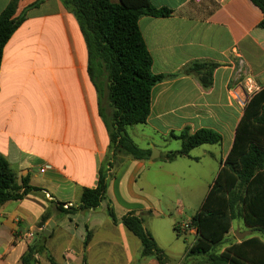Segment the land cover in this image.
I'll return each mask as SVG.
<instances>
[{"label": "crops", "instance_id": "1", "mask_svg": "<svg viewBox=\"0 0 264 264\" xmlns=\"http://www.w3.org/2000/svg\"><path fill=\"white\" fill-rule=\"evenodd\" d=\"M11 1L0 0V14ZM37 1L40 5L27 12L3 49L0 154L18 181L27 178L40 191L0 206V264H21L35 235L44 234L51 222L46 253L57 264H82L83 257L87 264H159L154 257L141 259L140 241L122 223L109 219L108 205L118 220L129 213L141 215L145 229L172 264L168 255L173 256V248L179 247L170 239H158L156 220L170 212L155 198L154 188L165 169L162 165L189 170L190 163L202 159L190 152L188 157L167 162L165 154L174 151H163L154 139L178 143L172 134L186 128L191 134L205 128L221 135L220 144L200 146L210 161L207 193L231 149L250 98L245 85L253 94L264 87L261 11L249 0H150L157 9L173 11L167 18L139 19L152 58L151 70L168 77L153 87L150 115L142 125L147 130L142 134L146 140L143 148L158 150L159 155L141 161L125 159L109 179L107 199L96 211L60 216L53 202L76 205L83 188L96 187L109 140L87 75L86 46L74 15L62 0H17L16 16ZM197 61L219 65L207 90L193 75L183 73ZM159 160L162 165L157 164ZM44 215L48 219L40 225ZM145 220L150 221V228ZM187 224L178 226L193 237L196 232ZM237 227L234 235L249 230L243 224ZM28 232L33 233L31 241L25 238ZM88 232L91 238L85 246ZM195 239L185 248L183 260ZM43 256L46 254L38 257V264H50Z\"/></svg>", "mask_w": 264, "mask_h": 264}, {"label": "trees", "instance_id": "2", "mask_svg": "<svg viewBox=\"0 0 264 264\" xmlns=\"http://www.w3.org/2000/svg\"><path fill=\"white\" fill-rule=\"evenodd\" d=\"M75 17L87 51V75L98 98L99 117L108 135V149L98 171L94 188H83L76 205L53 202L60 216L84 211H96L107 199V184L118 167L130 158L149 160L150 149L139 148L128 135L127 128L147 122L151 110V92L155 85L168 77L152 72V58L139 28L143 16L171 17L173 11L155 8L150 0H62ZM262 13L260 28H264V0H249ZM41 1L28 6L16 16L17 0H12L0 14V66L3 49L11 36L25 21L27 12ZM216 63L197 61L183 73L193 75L204 90L213 84ZM172 136L181 142L178 151L168 152L164 160L172 162L203 145L222 142L219 133L188 128ZM27 178L18 181L16 172L0 154V206L20 201L31 192ZM107 216L113 223H122L141 243V259L154 257L159 264H168V257L153 236L145 229L141 215L129 213L118 220L111 205ZM46 215L39 222L47 221ZM233 221L242 222L251 235L233 240L216 251L229 234ZM187 227L194 229L196 239L188 248L184 262L196 258L193 264H264V87L246 102L235 130L234 141L204 200ZM176 237L182 235L175 224ZM16 237V235H15ZM46 237L42 232L28 245L20 258L21 264H38V257L46 254L50 264H57L46 253ZM88 232L84 245L90 241ZM200 258V260L198 259ZM82 264H87L83 257Z\"/></svg>", "mask_w": 264, "mask_h": 264}, {"label": "rangeland", "instance_id": "3", "mask_svg": "<svg viewBox=\"0 0 264 264\" xmlns=\"http://www.w3.org/2000/svg\"><path fill=\"white\" fill-rule=\"evenodd\" d=\"M128 135L133 139L135 144L144 149L146 140L142 134L146 133L147 130L144 129L142 125H136L127 128ZM140 135V136H139ZM154 141L161 147L163 151H175L180 149V141L175 143V141L169 140L168 142H163L161 139L155 138ZM153 156H156L158 150H151ZM204 147H198L191 151V156L195 158L202 159L200 162L190 163L191 167L188 170L184 167H179L178 170L172 169L169 165H162L163 160L157 161L158 165H162L164 171L158 178V185L154 188V196L158 200H161L165 205L169 207V214L162 216L156 222L159 225V234H157L158 239L162 240L164 238L170 239L172 245H177L179 248H173V256L168 255L172 264H182L183 253L185 248H187L193 241V237L196 235L182 233L181 237L176 238L173 231V225H185L191 219L196 211L200 208L207 191V184L211 181V177L208 171V164L210 161L206 156H204ZM182 162V161H178ZM146 225L150 228V221L145 220ZM233 228L230 230L229 234L225 240L217 246L216 251L222 250L227 244L233 240H237L236 235H234L235 228L237 226L242 227L240 221H234L232 223ZM240 227H237L240 229ZM189 229V228H188ZM187 230V228H186ZM246 231V230H245ZM157 232V233H158ZM156 233V232H155ZM172 256V257H171ZM42 259L46 262L48 261L46 256ZM196 258L191 257L188 264H193ZM200 260V258H198Z\"/></svg>", "mask_w": 264, "mask_h": 264}, {"label": "water", "instance_id": "4", "mask_svg": "<svg viewBox=\"0 0 264 264\" xmlns=\"http://www.w3.org/2000/svg\"><path fill=\"white\" fill-rule=\"evenodd\" d=\"M159 154L157 153V155L156 156H158ZM156 156H153L152 155V153H151V156H150V158L151 159H154ZM53 222H51L50 224H49V226H48V228H47V230H46V232H44V235L45 236H47L48 235V231L50 230V228L51 227H53ZM251 235V231L250 230H246V231H244V232H237L236 233V238H237V240H242V239H244V238H246V237H248V236H250Z\"/></svg>", "mask_w": 264, "mask_h": 264}, {"label": "built area", "instance_id": "5", "mask_svg": "<svg viewBox=\"0 0 264 264\" xmlns=\"http://www.w3.org/2000/svg\"><path fill=\"white\" fill-rule=\"evenodd\" d=\"M191 1L199 2L200 0H191ZM246 82H249V80L247 79ZM245 90H246V94H248V96L251 97L253 95L254 90L250 86L245 85ZM244 104H245V102H244ZM49 168H50L49 166H46V169H49ZM25 238L28 241H31L33 239V233L32 232L26 233Z\"/></svg>", "mask_w": 264, "mask_h": 264}]
</instances>
